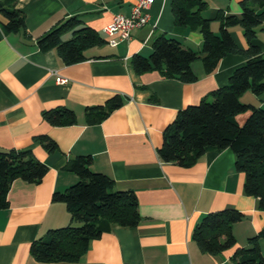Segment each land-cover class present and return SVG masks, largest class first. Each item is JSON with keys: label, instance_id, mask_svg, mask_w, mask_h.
<instances>
[{"label": "crops", "instance_id": "0c3cea01", "mask_svg": "<svg viewBox=\"0 0 264 264\" xmlns=\"http://www.w3.org/2000/svg\"><path fill=\"white\" fill-rule=\"evenodd\" d=\"M205 1L202 15L210 19L215 33H219L218 12H241L242 0ZM135 2L16 0L26 31L0 38V149H30L47 165V172L38 183L17 178L10 184L8 205L0 208V264H235V251L264 228V210L258 208L257 198L244 192L245 175L236 169L230 148L208 149L189 167L163 162L157 153L162 130L177 111L226 85L233 70L244 63L243 55L228 53L209 73L201 60H194L191 69L197 79L190 83L165 78L155 70L135 73L130 58L148 56L159 33L195 51L201 49L197 29L175 26L172 0H153L147 9L148 22L134 29L129 39L87 49V59L81 62L64 64L55 50L41 51L36 44L37 37L69 17L106 39L102 28L115 14L128 15ZM229 32L240 48L247 46L239 25ZM255 43L264 51V30L258 31ZM58 77L67 81L58 83ZM115 94L123 96V104L100 122L89 123L86 108ZM239 99L264 107V94L246 90ZM58 106L71 109L75 123L54 126L42 118L43 110ZM249 113L234 119L242 125ZM38 135L49 136L57 148L46 151L34 139ZM78 155H90V169L111 177L115 189L134 192L140 220L132 227L111 225L89 242L76 262L37 261L29 251L30 243L70 221L65 203L53 201L52 195L79 179L65 167ZM224 208L244 214L232 226L235 244L217 255L203 253L192 238L193 229L204 214ZM259 246L264 255V239Z\"/></svg>", "mask_w": 264, "mask_h": 264}, {"label": "trees", "instance_id": "16d2710c", "mask_svg": "<svg viewBox=\"0 0 264 264\" xmlns=\"http://www.w3.org/2000/svg\"><path fill=\"white\" fill-rule=\"evenodd\" d=\"M16 0H0V38L8 32L26 31L24 14L15 7ZM239 15L218 12L219 33L212 31L210 19L202 15L205 0H172V14L176 27L197 29L202 36L201 49L185 47L175 38L157 34L148 56L134 54L129 61L137 74L158 71L165 78L183 83L197 79L191 63L201 60L205 72L215 69L228 53H239L245 61L229 76L228 83L210 92L196 104L177 111L162 130V144L157 153L163 162L181 167L192 166L208 149L220 151L230 148L235 155V167L245 175L244 192L257 198L258 208L264 210V107L240 101L246 90L264 94V51L255 43L259 30H264V0H242ZM239 25L247 42L240 48L230 35L229 28ZM70 32V37L63 36ZM106 43L94 29L76 17H69L54 25L36 39L41 51L55 50L64 64L87 59L85 51ZM119 94L105 103L88 106L89 123H97L123 104ZM250 111L239 125L234 116ZM42 118L54 126L75 123V113L65 107L43 110ZM48 152L57 145L47 135L34 137ZM90 155H78L66 163L79 179L63 192H54L53 201L65 203L70 215L67 225L50 229L45 237L30 243L33 258L41 262H76L87 251L89 242L109 231L111 225L136 226L140 220L137 198L132 190L115 189L114 181L104 173L90 169ZM47 172V165L38 160L30 149H0V208L7 207V192L13 180L19 178L38 183ZM244 214L235 208H224L202 216L192 232L198 248L211 255L235 244L232 226ZM264 228L248 238L247 246L235 251V264H264L259 240Z\"/></svg>", "mask_w": 264, "mask_h": 264}, {"label": "built area", "instance_id": "2783aa9c", "mask_svg": "<svg viewBox=\"0 0 264 264\" xmlns=\"http://www.w3.org/2000/svg\"><path fill=\"white\" fill-rule=\"evenodd\" d=\"M152 2L153 0H136L128 15L115 14L112 20L102 28L106 36V43L110 46H116L120 42L129 39L134 29L145 25L149 19L147 9ZM56 81L65 83L67 79L58 77Z\"/></svg>", "mask_w": 264, "mask_h": 264}, {"label": "rangeland", "instance_id": "374dc122", "mask_svg": "<svg viewBox=\"0 0 264 264\" xmlns=\"http://www.w3.org/2000/svg\"><path fill=\"white\" fill-rule=\"evenodd\" d=\"M70 37V34H67L65 36H63V39H66V38H69Z\"/></svg>", "mask_w": 264, "mask_h": 264}]
</instances>
